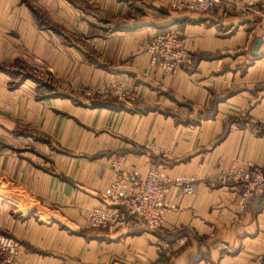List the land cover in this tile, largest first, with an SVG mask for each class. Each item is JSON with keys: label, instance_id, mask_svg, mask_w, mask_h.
I'll list each match as a JSON object with an SVG mask.
<instances>
[{"label": "crops", "instance_id": "0c3cea01", "mask_svg": "<svg viewBox=\"0 0 264 264\" xmlns=\"http://www.w3.org/2000/svg\"><path fill=\"white\" fill-rule=\"evenodd\" d=\"M174 1L0 0V232L22 264H264V191L242 209L238 188L211 181L264 167V0ZM170 27L194 64L165 75L147 47ZM110 80L134 90L123 110L93 93ZM115 159L195 177V192L171 187L161 229H92Z\"/></svg>", "mask_w": 264, "mask_h": 264}, {"label": "built area", "instance_id": "2783aa9c", "mask_svg": "<svg viewBox=\"0 0 264 264\" xmlns=\"http://www.w3.org/2000/svg\"><path fill=\"white\" fill-rule=\"evenodd\" d=\"M222 3L223 0H175L171 7L178 11L207 13ZM147 52L150 67L165 75H174L194 64L192 53L174 27L157 35L148 45ZM93 93L114 98L123 105H130L135 100L134 90L126 81H105L96 86ZM151 151L163 158L168 156L162 148L151 146ZM112 169L116 178L104 192L105 205L94 207L89 213L92 229L115 232L123 228L129 218L142 221L150 229H161L172 211L167 204L171 187L180 188L186 195L195 192V177L182 176L172 182L162 165H152L146 175H141L124 170L123 161L115 159ZM211 181L238 188L239 205L246 209L254 196L264 191V167L250 162H234ZM21 255V244L0 232V258L5 264H22Z\"/></svg>", "mask_w": 264, "mask_h": 264}, {"label": "rangeland", "instance_id": "374dc122", "mask_svg": "<svg viewBox=\"0 0 264 264\" xmlns=\"http://www.w3.org/2000/svg\"><path fill=\"white\" fill-rule=\"evenodd\" d=\"M175 11H178V10H175ZM194 13V12H193ZM179 32V31H178ZM179 34H180V32H179ZM180 36H181V34H180ZM95 94V96H101V95H98V94H96V93H94ZM102 97V96H101ZM102 98H104V97H102ZM108 99H110L111 101H117L116 99H114V98H108ZM118 102V101H117ZM119 103V102H118Z\"/></svg>", "mask_w": 264, "mask_h": 264}, {"label": "water", "instance_id": "95a60500", "mask_svg": "<svg viewBox=\"0 0 264 264\" xmlns=\"http://www.w3.org/2000/svg\"><path fill=\"white\" fill-rule=\"evenodd\" d=\"M259 43H260V41H258V44L257 45H255V47H254V54H257L256 52L258 51V49H259Z\"/></svg>", "mask_w": 264, "mask_h": 264}, {"label": "trees", "instance_id": "16d2710c", "mask_svg": "<svg viewBox=\"0 0 264 264\" xmlns=\"http://www.w3.org/2000/svg\"><path fill=\"white\" fill-rule=\"evenodd\" d=\"M123 104H121V105H119L118 107H114V108H116V109H118V110H123V106H122ZM112 107V106H111Z\"/></svg>", "mask_w": 264, "mask_h": 264}]
</instances>
